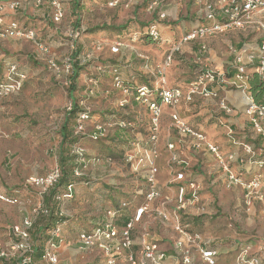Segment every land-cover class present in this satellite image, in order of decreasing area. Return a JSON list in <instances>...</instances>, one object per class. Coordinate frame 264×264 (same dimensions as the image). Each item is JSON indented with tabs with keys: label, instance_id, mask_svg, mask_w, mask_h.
Returning <instances> with one entry per match:
<instances>
[{
	"label": "crops",
	"instance_id": "obj_1",
	"mask_svg": "<svg viewBox=\"0 0 264 264\" xmlns=\"http://www.w3.org/2000/svg\"><path fill=\"white\" fill-rule=\"evenodd\" d=\"M143 1L140 2L143 5L139 7L141 14L136 13L138 10L136 8L132 17L131 23L135 25L131 26V34L120 32L121 25L110 26L114 29V33L112 35L105 33L104 36L99 34L102 31L91 32L92 29L86 31L82 27V32L86 31V36H83L84 40L82 38L80 43L73 41L72 43L75 42L76 46L74 47L71 43V52L65 58V60H73L77 49L80 52L78 59L81 65L97 64L99 67L112 62L107 60H115L105 68L101 67L102 70H97L96 67V77L83 76L86 86L85 89H81L83 97L78 104L84 103L89 106V103L93 104L98 99L103 100L109 96L117 98L115 104L113 103L112 111H102L97 107L94 111L91 109L92 113L101 115L103 120H88L85 123L88 134L92 132L94 123L105 121V117H109L110 114L114 116V123L119 120H129L135 123L133 129L113 127L109 130L114 129L112 137L119 149H122L117 163L119 165L113 164L115 161L111 158L109 163L106 157L90 156L85 151L86 159L98 158L101 159V163L96 165L89 163L84 166V175L80 178H74L73 174H70V181L74 182L73 197L61 202L50 200L48 193L41 196L34 188L33 190L31 187L17 186L18 183L13 180L0 182V196L18 201L16 204L0 201L2 240L5 245L10 244L8 228L20 225L25 217L30 216L35 206L43 203L51 209L54 218L59 219L57 223H62L61 236L64 243L58 251L59 264H96L93 260L90 262L87 257L89 254H95L99 260L98 264H103V255L99 250L79 248L77 236L79 232L90 231L99 220L103 219L107 210L119 208L120 205L126 203L128 206L122 210L123 217L118 222L119 226H123L133 216L135 209L143 203V197L138 193L144 192L147 184L139 175L133 174L124 161L127 142L137 140L143 148L151 149L152 147L155 152L156 188L160 191L162 199L165 197L169 199V204L164 209L169 215V221L165 222L154 214H144L140 222L134 225L131 234L133 239L131 251L135 255L140 249L141 238L144 237L147 241L155 242L165 253L164 264H181L178 252L175 250L178 235L173 230V225L178 222L186 226L188 232L198 234L210 241L209 248L216 253V264H236L237 256L242 249H248V260L256 259L258 264H264V248H261V244H264V218L257 217L263 223L259 233H249L244 223L245 215L248 216L246 218L248 221L249 216L255 215L257 210L261 216V210L264 208V187L261 189L263 202L253 200L250 205H246L244 188L226 187L227 173L223 169V164H220L215 155L206 149L192 148L194 141L191 138H182L172 127L170 119L171 113H176L189 128L202 133L208 143L217 147L229 171L242 182L247 183L257 176H260L264 182V167L258 165L259 161L264 160V139L255 132L250 118L245 114L244 95L220 80L212 83L204 80V75L208 72L219 74L225 80L231 78L238 61L235 60V55L241 52L240 64L246 65L250 77L248 89L253 96L250 87L255 80L258 81L253 68L259 61L256 59V54L262 43L263 33L230 29L224 33L183 43L181 42L182 37L200 22L198 5L193 0H161V4L154 11H150L148 6L151 0ZM48 11V9L35 10L29 7L16 14L9 13L7 18L19 20L24 18L28 25L32 22L29 26L37 32L38 40L48 49L57 48L56 51H59L62 50L58 48L62 45V40H60L62 31L59 28L61 23L52 24L49 21ZM161 12L166 15L163 20L158 18ZM37 23L38 27H36ZM150 25L155 26L160 41L152 42L147 37L140 39L141 33L146 31L147 26ZM116 46H118V51L111 52V48ZM176 46L179 50L173 54L172 60L166 65L167 53ZM34 48L36 51L35 45ZM103 51L104 53L108 51L109 57L113 58L101 61ZM250 54L255 55V59L248 60ZM35 55H29L28 58L35 57L36 59L39 56L38 53ZM127 68L134 73L130 72V75L126 76L129 70L123 69ZM114 70H118L122 80L131 87L147 85L152 90L177 88L184 98L191 87L197 86L200 92L206 86L207 91L212 95L203 97L197 92L192 96L191 101L187 102L183 99L174 109L162 106L156 141L151 145L148 110L134 102L132 98H129V105H126L124 109L119 107L124 95L112 88ZM102 81L108 84L105 87L110 86V88H103ZM200 82L201 85H199ZM110 90L114 92L106 96L104 93ZM223 106L230 112L224 111ZM262 124L264 127V120ZM12 125L17 126L15 122ZM76 137H79L76 146L80 147H82L81 141L83 140L93 141L87 137ZM168 144L173 145L172 150L167 148ZM246 148L250 149V153L246 151ZM58 155L56 164L49 172L58 166ZM172 157H175L180 164H173ZM179 172L183 173L185 182L170 183L175 173ZM6 174L9 175V172ZM188 180L195 181L201 186L200 200L204 213L196 214L193 208H189L186 214L174 216L171 214V209L176 201L177 189L179 186H185ZM159 203L160 201H155L150 204V207H159ZM49 218H38L31 230L35 263L40 260L42 254L46 239L44 228L50 223ZM19 263L20 259L15 257L5 264ZM190 264L206 263L201 260L198 252L193 251Z\"/></svg>",
	"mask_w": 264,
	"mask_h": 264
},
{
	"label": "built area",
	"instance_id": "obj_2",
	"mask_svg": "<svg viewBox=\"0 0 264 264\" xmlns=\"http://www.w3.org/2000/svg\"><path fill=\"white\" fill-rule=\"evenodd\" d=\"M131 1V0H128ZM190 1V0H188ZM199 7L198 13L200 22L196 27L186 33L181 42H190L197 39H203L219 33H224L230 29L260 31L263 33V40L258 47L256 59L259 60L253 68V73L257 76L258 82L264 88V0H193ZM118 1H113L109 5L115 6ZM161 4V0H151L148 9L154 11ZM32 7L33 9H48L50 17L49 21L52 24L59 25L64 19L65 8L62 0H30L22 2L20 0H0V40L14 39L31 42L38 50V54L47 55L48 48L38 40L37 32L19 19H9V13H17L18 11L26 10ZM165 13L161 12L158 15L160 20L165 19ZM147 34L155 42L160 41V36L154 25H150L147 29ZM74 39H77L79 32H70ZM179 50V47H173L169 50L165 57V64L168 65L172 60L173 54ZM118 46L111 48V52L116 53ZM241 52L235 55L237 65L234 67V74L228 80L223 76L208 72L204 75L206 82H214L220 80L228 86L239 90L245 97L246 109L245 114L250 118V122L256 133L260 134L264 139V102L256 101L249 93V73L246 70L245 64H240L242 60ZM255 59V55L250 54L248 60ZM49 68L56 74L64 73L67 75L71 71V63L66 60L62 68L47 56ZM97 70H102L98 67ZM112 88L114 91H120L124 98L121 100L119 107L124 109L129 105V98L141 106H144L149 113V128L151 136L149 142L151 145L156 141V134L159 129V120L161 117V107L166 106L174 109L178 106L181 100L191 101L192 96L198 92L197 86L191 87L187 95L183 98L182 92L177 88H167L152 90L147 85H139L130 87L125 84L119 75L118 70L113 71ZM26 80V73L19 69L16 64L8 63L6 71L0 82V97H8L19 92ZM201 85V82L199 83ZM113 90L106 91L104 94L109 96ZM92 92V91H91ZM197 94L203 97L212 95L204 86ZM156 96V97H154ZM82 111L77 114L75 120L74 135L87 137L92 140H97L106 137L108 131L113 127L120 129H133L135 123L129 120H119L113 122L112 117H105V121L94 123L93 130L90 134L86 131L85 123L90 119L92 113L91 108L81 103ZM224 111L230 112L226 107H222ZM72 109V104L67 107V111ZM170 119L172 127L182 138H191L194 142L192 148L199 150L204 148L214 154L220 164H223V169L227 173L226 187L240 186L245 190V204L250 205L253 200L263 202L261 189L264 187V182L260 176L255 177L249 182H242L232 172L229 171L224 159L220 155L217 147L208 143L206 137L199 132L189 128L176 113H171ZM231 133H229L230 135ZM169 150L173 149L172 144H168ZM250 153V149L246 148ZM264 152V150H263ZM72 154L75 156V166L73 168V177L80 178L83 174V167L89 163L99 164L101 159L92 158L90 160L85 157V150L80 146H75L72 149ZM155 152L151 149L143 148L137 140H129L126 144L124 152L125 164L131 169L133 174L139 175L147 184V189L144 192L138 193L143 197V203L138 206L132 217L123 225L119 226L118 222L123 217L122 210L128 204L123 203L119 208L107 210L103 219L99 220L90 231H82L78 233L77 244L81 250H99L103 255V264H164L166 258L165 253L159 248L155 242L147 241L142 237L140 249L135 255L131 248L133 239L131 234L134 225L143 218L144 214L150 213L157 215L163 221H169V215L164 209L169 204L167 197H161L160 191L156 188L157 169L154 166ZM231 159V156L228 158ZM107 162L111 159L107 158ZM173 164H180L175 158H171ZM259 167H264V160L258 162ZM62 172L60 167L53 168L44 176L31 177L26 181V186L37 190L38 194L43 196L58 183ZM185 182L183 173H175L170 183ZM201 186L199 183L188 180L185 186H179L177 189L176 201L171 209V214H186L189 208H193L196 214H203L204 207L200 200ZM73 197V185H68L64 192L56 194L53 200L56 202L70 200ZM0 201L10 204H16V199H8L0 196ZM160 201L159 207L151 208L150 204ZM264 215V208L262 210ZM52 214L51 209L43 203L35 206L31 210L30 216L25 217L20 225H13L8 228V236L11 243L5 245L0 235V264H5L13 258L20 259L19 264H59L58 251L62 247L64 240L61 236L62 223H56L52 228L46 231V239L42 249L40 260H34L33 243L31 240V230L34 228L35 221L40 217H49ZM58 215V213H57ZM61 216V214H59ZM173 230L178 235L175 241V250L178 252L181 264L191 263V254L193 251L199 253V256L206 264H216L215 251L209 248L210 241L202 238L198 234L188 232L187 227L176 222L173 225ZM248 249H242L237 256L236 264H258L256 259L248 260Z\"/></svg>",
	"mask_w": 264,
	"mask_h": 264
},
{
	"label": "rangeland",
	"instance_id": "obj_3",
	"mask_svg": "<svg viewBox=\"0 0 264 264\" xmlns=\"http://www.w3.org/2000/svg\"><path fill=\"white\" fill-rule=\"evenodd\" d=\"M62 1L66 12L65 18L59 25L62 31L60 38L62 45H59L58 48H62V50L56 51L57 48L50 47L47 55H37L36 59H34L35 57L29 59V55L36 56L35 54L38 53L31 42L14 39L0 41V82L8 63H16L17 67L26 73V80L19 92L8 97H0V182L13 180L18 183L17 186H26V181L29 178L36 175H46L56 164L60 142L58 133L68 112L67 107L72 104V100L68 95L69 81L67 78L69 75L66 76L62 72L59 74L54 73L48 66L47 56H51L54 59L53 61L62 68L66 61L65 58L71 52L70 46L73 41L76 40L80 43L89 29L100 26L129 25L136 8H138L136 13L141 14L139 7L143 4L140 2H144L143 0H82L81 11L73 15L70 0ZM113 1H118V3L112 7L109 4ZM135 2L137 3L135 4ZM76 20H78V24H76ZM19 21L25 22V19L21 18ZM36 27H38V23ZM82 27L86 31L82 32ZM71 31L79 32L77 39L70 35ZM104 31L99 32V34L104 36L105 33L107 35L114 33L113 30ZM49 41L51 42V39ZM72 44L74 47L76 46L75 42ZM101 56L103 58L101 61L113 58L109 57L108 51H105V53L103 51ZM107 61L113 63L115 60ZM111 63L99 67L105 68ZM81 66L82 71H80L75 91L72 94L77 103L82 101L83 90L81 89L86 86L83 76H97V64ZM123 70H129V73L125 74L126 76L130 75V72L134 73L129 68ZM103 84V88H110V86L105 87L108 85L106 82H103ZM116 100V97L109 96L103 100L98 99L93 104L89 103V107L93 111L96 110V107L102 109V111H112L114 109L112 108L113 103L115 104ZM13 122L17 126H13ZM70 128H73V124ZM113 132L114 129L98 142L88 139L83 140L81 145L90 156H109L107 155L109 154L108 151L111 155L115 154L119 151V146L112 137ZM108 139H111L112 143ZM64 149V153L70 152L69 146H65ZM113 160L115 161L113 164L119 165L117 164L119 158L115 157ZM8 172L9 175L6 174ZM257 211L255 215L249 216L250 220L247 221L248 216L246 215L244 219L246 230L252 234L261 232L263 227V223L257 219V217L264 218L263 212L261 210L260 216ZM72 243L74 244V242ZM261 246V248H264V244H261ZM87 257L90 262L93 260L96 264L99 263L95 254H89Z\"/></svg>",
	"mask_w": 264,
	"mask_h": 264
},
{
	"label": "trees",
	"instance_id": "obj_4",
	"mask_svg": "<svg viewBox=\"0 0 264 264\" xmlns=\"http://www.w3.org/2000/svg\"><path fill=\"white\" fill-rule=\"evenodd\" d=\"M71 2V10H72V14L76 15L78 14V12H80L81 10V3L82 0H70ZM78 20H76V24H78ZM135 25V24H134ZM131 22L129 23V25L125 24L124 26H122L119 30L120 32H123L125 34H131V26H134ZM149 26H147L148 28ZM104 30H114L113 28L107 27V26H101V27H96L93 28L91 30V32L94 31H104ZM145 37L149 38L152 42H154L151 37L147 34V31H144L143 33H141L140 35V39H144ZM80 52L77 51V49L74 52V57L73 60H69L71 63V71L69 74V77L67 78L69 81V96L72 100V109L70 111L67 112L64 122L62 123L60 130H59V138H60V142H59V160H58V166L61 168V178L59 179L58 183L49 191L48 195L50 200H53V197L56 194L62 193L64 192L65 188L68 185H73V190H74V182L70 181V174H72V170L75 166V156L72 155V149L73 147H75L78 143V138L74 135V126L76 125L75 120L77 118V114L82 111V107L72 98V94L75 91L76 88V81L79 78L80 75V71H82V66L80 64V60L78 59ZM112 68V67H111ZM126 84V83H125ZM128 85V84H126ZM129 86V85H128ZM131 87V86H130ZM250 90L253 93L254 98L259 102L262 101L264 102V88L261 86V84L255 80V82H253L251 84ZM110 114V112L108 113ZM113 114H110V116ZM89 120L93 121L94 119L96 120H103L101 115H96L95 113H91L89 116ZM112 120L114 121V118L112 117ZM73 124V128L71 129V125ZM110 143L111 139H108ZM95 142L100 141V139L97 140H93ZM65 146H69L70 147V152L69 153H64L65 152ZM120 151L122 152V149H119V151L115 154H110V152L108 151L109 156H104L106 158H120ZM116 155V156H115ZM54 201V200H53ZM48 203V202H47ZM50 203V201H49ZM117 208V207H116ZM50 223L48 224V226H46L44 228V231L49 230L51 227H53L58 221L59 219L54 218V215H50ZM61 220V219H60ZM53 221L54 224H53Z\"/></svg>",
	"mask_w": 264,
	"mask_h": 264
}]
</instances>
